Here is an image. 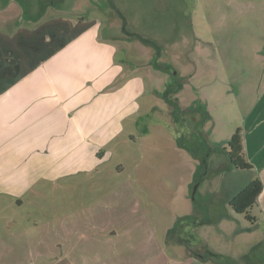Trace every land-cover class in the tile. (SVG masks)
<instances>
[{"label": "rangeland", "instance_id": "rangeland-1", "mask_svg": "<svg viewBox=\"0 0 264 264\" xmlns=\"http://www.w3.org/2000/svg\"><path fill=\"white\" fill-rule=\"evenodd\" d=\"M40 3L0 0V30L96 18L144 78V108L140 126L125 128L95 170L38 186L21 204L0 198V264H192L190 254L206 264H264V213L249 209L252 223L229 205L253 175L227 155L254 98L264 0ZM143 39L160 50L159 70L147 71Z\"/></svg>", "mask_w": 264, "mask_h": 264}, {"label": "crops", "instance_id": "crops-1", "mask_svg": "<svg viewBox=\"0 0 264 264\" xmlns=\"http://www.w3.org/2000/svg\"><path fill=\"white\" fill-rule=\"evenodd\" d=\"M100 26L93 17L60 15L32 29L0 30V198L21 204L38 186L95 170L125 128L140 126L144 78L127 69ZM262 50L253 46V74L245 73L255 93L241 128L252 178L262 182L257 206L264 213ZM187 258L206 264L197 254Z\"/></svg>", "mask_w": 264, "mask_h": 264}, {"label": "trees", "instance_id": "trees-1", "mask_svg": "<svg viewBox=\"0 0 264 264\" xmlns=\"http://www.w3.org/2000/svg\"><path fill=\"white\" fill-rule=\"evenodd\" d=\"M56 1L57 0H41L40 4L46 8L48 6L55 5ZM123 20L125 19L123 18ZM115 25H117V22H115ZM113 27L114 26L111 25L109 26V28H111V31L113 30ZM120 35L122 36L121 39L128 40L124 38L122 34ZM139 39L140 38H137L135 41H132L131 43L136 44L137 42H139ZM143 41L147 42L148 40L143 39ZM152 46L153 45L151 44V42L149 43L147 42L145 47L146 49L152 51L151 49ZM227 155L229 162L236 169H240V170L246 169L250 171L253 169V165L246 158V154L243 147V133L241 127H238L227 141ZM261 190H262V182L259 179V177L255 176L246 186H244L242 189H240L230 198L229 200L230 207L236 213L244 214L247 220L254 223L256 221V218L253 217L252 214H250L249 212L252 209V207L257 205V198Z\"/></svg>", "mask_w": 264, "mask_h": 264}, {"label": "flooded vegetation", "instance_id": "flooded-vegetation-1", "mask_svg": "<svg viewBox=\"0 0 264 264\" xmlns=\"http://www.w3.org/2000/svg\"><path fill=\"white\" fill-rule=\"evenodd\" d=\"M151 49H152V51H150V53H153L154 55L153 56H157V59L159 58V54H160V50H156L155 49V47H151ZM156 59V60H157ZM156 60L154 59L153 60V63H152V66L151 67H154V68H158L157 66H156ZM153 69V68H152ZM158 70H159V68H158ZM167 73H169V72H167ZM175 72L174 71H172V74H174ZM176 83V82H175ZM174 83V84H175ZM176 92V90L173 92V93H175ZM174 101H175V99H174ZM175 105H176V107H177V109H178V112H177V114L178 115H180V113H181V111H184V109H182V105L181 104H177L176 102H175ZM183 115H184V113H183ZM186 120V119H185Z\"/></svg>", "mask_w": 264, "mask_h": 264}]
</instances>
